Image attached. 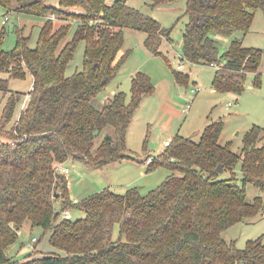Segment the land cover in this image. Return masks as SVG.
<instances>
[{
  "label": "trees",
  "instance_id": "16d2710c",
  "mask_svg": "<svg viewBox=\"0 0 264 264\" xmlns=\"http://www.w3.org/2000/svg\"><path fill=\"white\" fill-rule=\"evenodd\" d=\"M48 1L0 0L7 13L43 17L33 48L30 36L18 27L15 46L0 49V74L8 75L0 77V91L9 93L0 116V264H264L261 238L240 249L221 235L263 207L260 196L251 203L246 198L247 184L264 190V129L257 125L246 133L239 154L230 143H219L222 121L208 124L197 142L175 135L147 165L148 172L164 167L168 176L145 194L136 186L121 194L104 188L71 200L69 180L58 165L78 162L100 168L135 158L126 137L142 101L155 92L150 77L135 72L129 100L116 91L97 105L98 95L129 58L130 51L117 57L125 29L145 33V48L161 55L162 41L171 42V28L127 0H59L58 7ZM176 1L150 0L148 5L155 9ZM184 1L182 58L193 65L221 63L212 80L220 95L242 94L249 73H255L254 84L260 85L264 52L244 46L243 37L256 12L264 10V0ZM64 18L69 22L55 26V19ZM212 32L231 38L221 54ZM5 35L3 27L0 47ZM82 41V68L66 76ZM172 71L178 82L188 79L187 73ZM27 74L32 89L19 111L20 99L8 80ZM220 164L223 171L239 164L240 179L235 173L221 178L216 171ZM66 210L82 215L65 218ZM24 223L49 233V252L34 257L35 238L24 258L8 255Z\"/></svg>",
  "mask_w": 264,
  "mask_h": 264
},
{
  "label": "rangeland",
  "instance_id": "374dc122",
  "mask_svg": "<svg viewBox=\"0 0 264 264\" xmlns=\"http://www.w3.org/2000/svg\"><path fill=\"white\" fill-rule=\"evenodd\" d=\"M59 0H49L48 3L58 7ZM112 3L114 0H106ZM132 7L140 9L160 21L164 26L171 28V42L163 40L159 51L161 55L151 54L144 46L146 34L143 32L125 29L124 44L119 53L130 51L129 58L121 66L116 77L106 89L97 97V105L104 103L116 91H123L127 100L130 99L131 74L142 71L147 74L154 86L155 93L144 99L136 111L126 137V146L135 157L134 161H121L105 165L100 168H87L78 162H67L64 167L68 168L66 174L69 180V196L73 202L80 201L88 195L109 188L115 193H124L130 187L136 186L142 194L147 193L160 184L169 174V171L160 166L152 171H147V165L152 158L162 153L165 149L164 142L171 141L175 135L199 141L203 129L210 123L223 122L219 143L231 144V150L239 154L243 146L246 133L253 125L264 129V56L258 69L260 85H255V73H249L246 79L245 90L240 95L232 93L218 94L213 91L212 80L216 68L211 65H193L182 58V31L187 16L185 1L179 0L168 5L150 9V0H127ZM108 4V3H107ZM8 20L2 23V20ZM255 28L250 30L243 40L244 46L255 47L264 52V10H258L255 15ZM69 22V18L55 19V26ZM43 17L16 14L0 5V31L4 27L6 35L0 47L3 51L11 50L17 40L18 27L24 28V35L30 36L29 46L33 48L40 32ZM75 29L73 25L60 46L71 37ZM211 36L219 41L220 54L224 52L231 38L220 36L215 32ZM244 38V37H243ZM84 42H80L73 60L66 68V76L72 75L82 68ZM178 63L183 64L182 70H177ZM173 70L188 74L186 82H178ZM2 78H8L7 74H0ZM9 89L18 97L19 104L23 109L28 101L29 91L32 89V78L27 74L24 79H9ZM9 93L5 96L0 91V116ZM232 102V106H228ZM186 113L182 112L186 106ZM13 124V119L8 125ZM238 163V162H237ZM235 173L240 179L239 164L220 173L221 178H228ZM240 183V180H238ZM262 198L260 212L242 222L234 224L222 232V238L226 243L234 242L237 248L243 249L246 242L261 238L264 243V190L252 184L246 185L247 202H253L254 198ZM58 206V202H56ZM70 217L81 216L77 210H71ZM117 229L115 230V234ZM49 233L40 227L31 228L24 223L18 232L16 243L8 250V255L22 259L32 252L28 246L32 238H36L34 244L38 257L45 250ZM42 252V253H41Z\"/></svg>",
  "mask_w": 264,
  "mask_h": 264
},
{
  "label": "built area",
  "instance_id": "2783aa9c",
  "mask_svg": "<svg viewBox=\"0 0 264 264\" xmlns=\"http://www.w3.org/2000/svg\"><path fill=\"white\" fill-rule=\"evenodd\" d=\"M50 17L51 18H55V16L53 14L50 15ZM220 65H221V63L220 64H216V63H214V64L212 63L211 64V66L215 67L216 69H218L220 67ZM182 68H183V64L182 63H178L177 66H176V69L177 70H182ZM228 106H232V102H228ZM187 108H189V105L186 106L184 109H182V112L186 113ZM169 143H170V141H165L164 142V146L167 147L169 145ZM57 170H59V172H63V173H66V174L68 172V168L64 167V164L58 165ZM63 215H64L65 218H70V212L68 210L64 211ZM35 241H36V239L33 238L32 242H35ZM31 244L32 243H30L28 246L31 247Z\"/></svg>",
  "mask_w": 264,
  "mask_h": 264
},
{
  "label": "crops",
  "instance_id": "0c3cea01",
  "mask_svg": "<svg viewBox=\"0 0 264 264\" xmlns=\"http://www.w3.org/2000/svg\"><path fill=\"white\" fill-rule=\"evenodd\" d=\"M106 3L109 4V2H107V1H106ZM110 4H111V3H110ZM256 13H257V12H256ZM255 15H256V14H255ZM255 19H256V18H255V16H254L253 23H252V26H251L250 30H254V28H255V27H254V26H255ZM245 37H246V36H244L243 40L245 39ZM120 55H121V53H119L117 57H119ZM260 66H261V64H260ZM260 66H259V68H260ZM132 76H133V73L131 74V77H132ZM213 91H214V89H213ZM154 93H155V92H154ZM20 110H22L21 106H20V108H19V111H20ZM19 111H18V112H19ZM66 164H67V163H66ZM44 249H45V250H47V249L49 250V247H48L47 243H46V246L44 247ZM36 250H37V249H36ZM49 251H50V250H49Z\"/></svg>",
  "mask_w": 264,
  "mask_h": 264
},
{
  "label": "water",
  "instance_id": "95a60500",
  "mask_svg": "<svg viewBox=\"0 0 264 264\" xmlns=\"http://www.w3.org/2000/svg\"><path fill=\"white\" fill-rule=\"evenodd\" d=\"M106 139L110 140L111 137H110L109 135H107V136H106ZM216 171H217L218 173L223 172V167H222L221 164L217 166Z\"/></svg>",
  "mask_w": 264,
  "mask_h": 264
}]
</instances>
